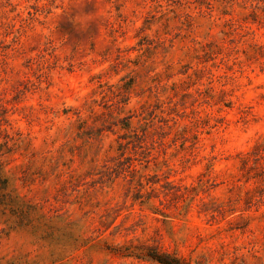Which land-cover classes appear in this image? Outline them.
I'll return each mask as SVG.
<instances>
[{
  "label": "rangeland",
  "instance_id": "374dc122",
  "mask_svg": "<svg viewBox=\"0 0 264 264\" xmlns=\"http://www.w3.org/2000/svg\"><path fill=\"white\" fill-rule=\"evenodd\" d=\"M264 264V0H0V264Z\"/></svg>",
  "mask_w": 264,
  "mask_h": 264
},
{
  "label": "trees",
  "instance_id": "16d2710c",
  "mask_svg": "<svg viewBox=\"0 0 264 264\" xmlns=\"http://www.w3.org/2000/svg\"><path fill=\"white\" fill-rule=\"evenodd\" d=\"M161 263H164V264H173V263H168V261H164L163 259H159Z\"/></svg>",
  "mask_w": 264,
  "mask_h": 264
}]
</instances>
